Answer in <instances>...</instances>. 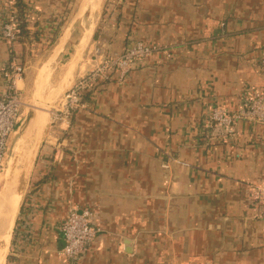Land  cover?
I'll list each match as a JSON object with an SVG mask.
<instances>
[{"label": "crops", "instance_id": "obj_1", "mask_svg": "<svg viewBox=\"0 0 264 264\" xmlns=\"http://www.w3.org/2000/svg\"><path fill=\"white\" fill-rule=\"evenodd\" d=\"M81 1L0 0V19L9 4L33 15L28 27L38 40L15 49L27 65L17 82L26 99L34 100L43 72L46 100L85 45L90 11L66 40ZM96 19L67 90L96 60L132 43L163 51L122 80H100L88 109L53 129L50 112L13 234L12 223L0 233V264H264L253 190L264 182V123L241 121L227 139L210 123L214 108L237 112L264 90V0H100ZM66 52L57 85L52 68ZM10 56L0 38V65ZM6 202L0 217L18 196ZM72 208L92 212L98 230L79 262L61 255Z\"/></svg>", "mask_w": 264, "mask_h": 264}, {"label": "built area", "instance_id": "obj_2", "mask_svg": "<svg viewBox=\"0 0 264 264\" xmlns=\"http://www.w3.org/2000/svg\"><path fill=\"white\" fill-rule=\"evenodd\" d=\"M9 5L7 10L12 12L5 19H0V38L7 44L11 54L10 60L0 65V174L9 153L10 138L20 121L25 98L23 91L17 86V82L26 74L25 63L15 53L21 43L19 23L22 19L30 23L33 16L30 11L21 15L14 8L15 4ZM162 51L160 47L135 42L123 53L106 58L89 74L79 78L59 100L58 109L52 112L51 127L56 123L69 121L75 113L88 109L85 95L92 91L100 80H108L112 73H116L122 80L139 63ZM241 121L264 123V90L256 93L237 112L231 113L221 106L214 108L210 115V123L218 130L217 137L222 139L233 137L236 126ZM163 168L168 170L170 167L165 164ZM253 190L262 206L261 216L264 219V182L254 185ZM61 233L64 239L61 255L70 262H79L98 234V230L93 227V213L87 210L79 211L77 208L70 209L61 227Z\"/></svg>", "mask_w": 264, "mask_h": 264}, {"label": "water", "instance_id": "obj_3", "mask_svg": "<svg viewBox=\"0 0 264 264\" xmlns=\"http://www.w3.org/2000/svg\"><path fill=\"white\" fill-rule=\"evenodd\" d=\"M100 0H82L76 13L73 15L72 19L68 24V33L66 35V40L69 38L70 32L74 24L78 20H80L88 11H90L92 20L89 29L87 30L84 41L85 45L83 44L79 47L72 65L66 74L64 80L59 85V87L53 90L46 100L42 99V88H41V80H42V73H40L39 78L37 79L36 83V90L34 95V104L33 110L30 113V121L29 124L35 130V140L31 145L30 152L27 156L23 157L22 166L20 169H16L12 175L13 182L10 183L3 191L2 196L0 197V204L3 200H7L14 196H20L22 200L23 192L25 187L30 181L33 169L37 163L39 152L41 149L42 141L44 138V133L46 127L48 125V118L50 112L57 102V100L62 96L64 91L70 86L69 82L72 79L73 72L75 71L76 66L78 65L83 52L86 49V45L88 42L93 38L96 28H97V19H96V12L99 7ZM46 68V65L43 67L42 71Z\"/></svg>", "mask_w": 264, "mask_h": 264}, {"label": "rangeland", "instance_id": "obj_4", "mask_svg": "<svg viewBox=\"0 0 264 264\" xmlns=\"http://www.w3.org/2000/svg\"><path fill=\"white\" fill-rule=\"evenodd\" d=\"M86 22L87 21L85 20V23ZM77 33H78V30H77ZM40 56H41V58H43L42 60H44L46 58V57H44V54L42 52L40 53ZM70 56H71L70 53L66 52L59 59L57 64H55L53 66V68H52V70H53L52 77L57 81V82L55 81L57 83V85L59 83L58 81H60V79L62 78V76H63V74H64V72L66 70V68L68 67V62H69ZM95 56L98 58L99 53L95 54ZM98 61L96 60V63L94 64V66L91 68V70L87 74H89L91 71H93L97 66L101 65L100 64L101 62H98ZM25 66H26V71H27V65L25 64ZM54 85H55L54 81L49 82L47 87H46V93L48 91H50L54 87ZM71 87L69 89H71ZM65 93H63V95ZM63 95L59 98V100L63 97ZM24 97H25L24 98V105L22 106V109H21L20 121L17 124L15 132L13 133V135L10 138L9 153L7 155V158H6L5 162H4V167H3L2 173L0 175V197L2 196V193H3L4 189L10 183L13 182V180L11 178H12V175H13L14 171L16 169H20V167L22 166L23 157L27 156L29 154L30 149H31L30 147H31V145L33 144V142L35 140V130L29 124L30 113L33 110L34 100H32V98L31 99H26L25 93H24ZM59 100H58V102H59ZM58 107L59 106H56V108L54 110L52 108V110L55 112L58 109ZM52 110H51V113H52ZM58 124L59 123H56L55 125H52V127H51V124H50V128L53 129V128L57 127ZM29 184H30V181H29V183L27 184V186L24 189L23 196H25V193H26L27 189H29V187H30ZM6 201L7 200H5V201L3 200V202L0 204V211L3 210L5 204L7 203ZM20 203H21V197L18 196L17 212H16V214L14 215V218H13L10 237L13 234V230L12 229H13L15 218L17 217V215L19 213ZM10 247H11V243L9 245V249H10Z\"/></svg>", "mask_w": 264, "mask_h": 264}, {"label": "trees", "instance_id": "obj_5", "mask_svg": "<svg viewBox=\"0 0 264 264\" xmlns=\"http://www.w3.org/2000/svg\"><path fill=\"white\" fill-rule=\"evenodd\" d=\"M23 8H24L23 4L21 5V3H20L17 5L16 10L18 13H20L22 15L23 10H24ZM19 36L21 37V41H23V42H26L29 40L31 41L32 39H37V34H35V33L31 34V31L29 30V27H28V22L25 19H22L19 23ZM89 93H87L85 95V99L88 98Z\"/></svg>", "mask_w": 264, "mask_h": 264}, {"label": "bare ground", "instance_id": "obj_6", "mask_svg": "<svg viewBox=\"0 0 264 264\" xmlns=\"http://www.w3.org/2000/svg\"><path fill=\"white\" fill-rule=\"evenodd\" d=\"M1 175V174H0ZM17 212V207L15 206L14 211L12 212L11 209H7L6 212H3L0 217V233H3L4 230L9 227L13 221V214Z\"/></svg>", "mask_w": 264, "mask_h": 264}]
</instances>
